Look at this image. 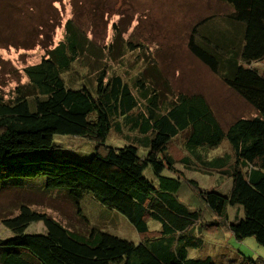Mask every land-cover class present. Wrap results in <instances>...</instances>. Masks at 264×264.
<instances>
[{"label": "trees", "instance_id": "16d2710c", "mask_svg": "<svg viewBox=\"0 0 264 264\" xmlns=\"http://www.w3.org/2000/svg\"><path fill=\"white\" fill-rule=\"evenodd\" d=\"M223 1L231 12L215 26L199 22L187 47L255 112L225 128L200 93L178 92L166 100L151 81L137 77L133 91L106 63L92 68L83 62L84 57L116 61L122 47L114 51L110 42L103 55H90L92 41L71 19L63 39L46 48L38 63L22 68L27 83L18 96H0V184L24 187L11 179L45 176L37 185L65 193L85 231L19 202L0 216L10 232L0 240V264H217L210 255H187L188 249L208 244L210 230L238 241L252 236L264 246V72L252 65L264 57V0ZM152 66L144 67L145 76ZM70 71L72 78L81 72L85 82L68 84L63 74ZM111 125L116 134H131L123 137L131 142L107 143ZM55 133L93 141L92 155L67 153L53 143ZM172 137L183 139L178 163L216 173L215 184L202 186L177 166L168 152ZM222 143L227 149L209 153ZM85 194L123 214L138 241L90 226L80 207ZM100 215L98 208L92 216L109 225L115 214ZM34 222L44 229L26 231ZM263 263L261 256L244 262Z\"/></svg>", "mask_w": 264, "mask_h": 264}, {"label": "rangeland", "instance_id": "374dc122", "mask_svg": "<svg viewBox=\"0 0 264 264\" xmlns=\"http://www.w3.org/2000/svg\"><path fill=\"white\" fill-rule=\"evenodd\" d=\"M230 12L231 6L223 0H0V96L6 100L18 96L19 87L27 83L22 68L38 63L45 56L46 48L57 45L64 37L66 21L71 19L77 21L72 22L73 26L84 31L92 41L90 55L93 52L103 55L104 45L110 42L114 51L118 46L122 47V55L116 61L105 58L99 62L84 57L83 62L87 61L92 68H100L106 63L109 68L121 73L133 91H136L134 83L137 77L144 82L151 81L156 93H161L166 100H170L178 92L200 93L225 128L234 119L250 116L255 112L189 52L187 42L190 34L197 37L195 29L199 22L215 26L217 21L221 22ZM149 62L154 69H148L145 76L143 69ZM252 65L263 73L264 57ZM139 70H142L140 76ZM71 72L63 74L68 84L75 86L85 82V77L80 76L81 72H77L80 75L76 74L74 78ZM30 108L34 109V104ZM125 136L130 137L131 134H116L114 125H111L106 142L114 146L130 143L131 140L123 138ZM182 140L172 137L168 152L176 160L177 166L184 169L178 163L183 155ZM52 141L66 148L67 153L84 159H88L94 149L93 141L70 134L55 133ZM136 144L138 152L142 153L143 145L138 142ZM225 149L226 143H222L209 153L218 154ZM184 171L202 186L215 184L216 173L206 175L195 169ZM144 175L150 177L149 169L144 170ZM44 179L43 175L11 179L16 185L24 184V187H3L0 184V216L8 214L19 202H27L34 209L45 211L68 227H82L85 231L74 204L65 193L44 190L37 185ZM227 180L222 186L226 185ZM80 207L90 226L138 241L132 224L118 211L102 207L89 194L83 195ZM98 208H101L100 217L107 213L109 215L110 212L115 214L113 218L109 217V225L102 224L101 220L92 216ZM43 229L41 222H34L26 231ZM216 234L212 230L206 231L205 241L208 244H204L202 248L188 249L187 255H210L217 264H244L245 258L240 255L247 257L249 254L260 255L264 261V246L252 236L238 241L231 234ZM9 235V230L0 222V240Z\"/></svg>", "mask_w": 264, "mask_h": 264}, {"label": "crops", "instance_id": "0c3cea01", "mask_svg": "<svg viewBox=\"0 0 264 264\" xmlns=\"http://www.w3.org/2000/svg\"><path fill=\"white\" fill-rule=\"evenodd\" d=\"M242 241H244V239H243ZM240 254H241V253H240ZM240 256H241V257H245L244 255H240ZM257 256H260V255H255V254L250 255V254H249V256H247V257H245V258L255 259Z\"/></svg>", "mask_w": 264, "mask_h": 264}]
</instances>
